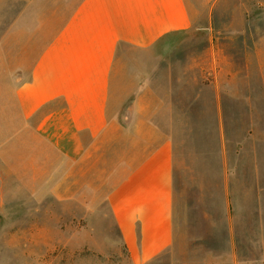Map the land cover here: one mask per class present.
<instances>
[{
	"label": "crops",
	"instance_id": "obj_1",
	"mask_svg": "<svg viewBox=\"0 0 264 264\" xmlns=\"http://www.w3.org/2000/svg\"><path fill=\"white\" fill-rule=\"evenodd\" d=\"M262 21L264 0H0V218L104 200L134 264L172 251L176 81L164 63L186 39V76L220 107L237 75L228 46ZM244 59L264 84V32Z\"/></svg>",
	"mask_w": 264,
	"mask_h": 264
},
{
	"label": "rangeland",
	"instance_id": "obj_2",
	"mask_svg": "<svg viewBox=\"0 0 264 264\" xmlns=\"http://www.w3.org/2000/svg\"><path fill=\"white\" fill-rule=\"evenodd\" d=\"M260 26L243 33L242 48L238 37L228 46L237 75L227 77L220 107L201 76H186V39L164 63L176 81L166 126L175 146V244L148 264H264V84L244 59ZM53 209L45 220L0 218V264H134L104 200L77 214Z\"/></svg>",
	"mask_w": 264,
	"mask_h": 264
},
{
	"label": "trees",
	"instance_id": "obj_3",
	"mask_svg": "<svg viewBox=\"0 0 264 264\" xmlns=\"http://www.w3.org/2000/svg\"><path fill=\"white\" fill-rule=\"evenodd\" d=\"M127 250V249H126Z\"/></svg>",
	"mask_w": 264,
	"mask_h": 264
}]
</instances>
